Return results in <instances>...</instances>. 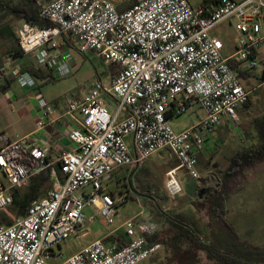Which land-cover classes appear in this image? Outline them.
I'll use <instances>...</instances> for the list:
<instances>
[{
	"label": "built area",
	"instance_id": "2783aa9c",
	"mask_svg": "<svg viewBox=\"0 0 264 264\" xmlns=\"http://www.w3.org/2000/svg\"><path fill=\"white\" fill-rule=\"evenodd\" d=\"M39 16L53 25L24 21L17 43L39 66L57 79L73 72L69 49L93 52L118 72L106 84L98 76L84 95L64 96L66 110L54 118L55 108L44 96L37 127L55 119L73 120L68 138L72 151L56 161L25 138L0 137V211L13 204L12 190L28 186L31 178L51 168L50 187L33 200L25 215L0 225V264H140L155 255L161 243L149 242L159 227L128 218L123 227L129 241L121 247L97 239L65 257L59 248L77 235L92 207L103 223H115L117 208L126 197L114 195V175L126 167L137 170L159 153L175 157L165 183L169 195L183 191L178 172L200 179L198 157L206 141L223 124L235 125L239 108L250 101L242 72L264 71V0H216L193 6L189 0H140L119 11L111 0H49L39 3ZM230 22L239 35L235 52L223 55L225 44L212 31ZM14 78L33 87L24 66L6 57L0 79ZM110 104H116L111 111ZM201 107L205 118L177 132L170 118ZM60 165L57 170L55 165ZM127 180V179H126ZM81 192V193H79Z\"/></svg>",
	"mask_w": 264,
	"mask_h": 264
},
{
	"label": "rangeland",
	"instance_id": "374dc122",
	"mask_svg": "<svg viewBox=\"0 0 264 264\" xmlns=\"http://www.w3.org/2000/svg\"><path fill=\"white\" fill-rule=\"evenodd\" d=\"M111 1L119 3L124 0ZM128 1H132L133 4L136 3V0ZM215 1L189 0L195 7L213 5ZM19 20L21 19L11 11L0 8V28L6 24H11L15 29ZM212 34L223 40L225 44L223 55L225 57L231 56L235 52L238 33L233 27L228 25L219 26L213 30ZM16 45L17 42L14 38L5 37L0 33V57L5 60L8 56L12 58L9 51ZM68 51L73 60V72L67 77L44 83L41 89L46 97H63L66 95L80 97L81 93H86L93 87L94 80L98 76L106 84L111 82L113 66L105 63L95 53H80L75 49H69ZM3 64L0 63V65ZM263 82V77L258 78L256 76L242 81L246 89L250 91V103L239 108L235 125L223 124L213 133V137L206 141L208 150L203 151L198 157L200 179L192 178L184 169L179 170L178 178L183 191L176 196L169 195L165 186L166 173L171 167H174L175 163L179 164V162L175 157H169L167 152L151 156L145 165L137 170H129L126 167L121 168L114 175L111 188L114 195L121 194L126 197V201L117 208L115 223L112 225L103 223L101 219L97 218L94 208L87 209L86 221L83 225L84 231H81L85 232V235L80 233L79 236H73L64 243L65 257L82 249L98 233L112 230L128 218H135L137 222H153L158 227H163V217L154 207L152 208L149 205L150 203L146 201L147 197L154 199L161 210L167 214L195 210L194 203L201 199L199 198L200 189L208 188V192L204 194L203 198L217 189L232 156L254 146L255 134L261 125H264ZM105 100L109 109L113 111L116 104H110L111 101L107 96ZM204 118V110L199 106H194L188 112L171 117L169 121L174 130L180 132L197 125ZM246 174L245 177H241L240 187L231 195L229 208L227 206L225 220L230 224L228 230L219 228V232H226L227 242L235 244V248L255 252L261 249L264 252V165L260 162L251 171H247ZM0 180L5 181L1 172ZM13 191L23 197L28 192V186L15 188ZM45 193L41 192L40 196L43 197ZM199 208H201V211L198 212L197 217L204 218L200 221L208 224L210 219L208 218V211H202L203 207L201 205ZM18 216L19 213L12 204L6 210L0 211V224L13 222ZM213 226L217 230L214 224ZM160 254L154 258L160 256ZM62 261L58 258H50L47 263L59 264ZM150 262V259H147L140 264H150Z\"/></svg>",
	"mask_w": 264,
	"mask_h": 264
},
{
	"label": "trees",
	"instance_id": "16d2710c",
	"mask_svg": "<svg viewBox=\"0 0 264 264\" xmlns=\"http://www.w3.org/2000/svg\"><path fill=\"white\" fill-rule=\"evenodd\" d=\"M38 7L36 0H19L16 3L13 0H0V8L11 11L23 21L44 27L53 25L49 19L39 16ZM4 27L6 29L0 33L16 40V35L10 29L9 24ZM10 54L17 57L24 52L17 45ZM231 64L239 72L240 78L247 79L251 76L249 72L240 71L235 62ZM110 65L113 66L112 75L115 76L118 72V66L116 64ZM24 70H26L25 67ZM31 72L35 76H39L40 68L33 69ZM262 77L264 78V71ZM7 81L11 82V80ZM249 103L250 101L245 105ZM257 131L253 142L254 146L232 156L227 170L222 175L219 187L203 199L197 200V204L194 203L197 213L201 211L200 205L203 207L202 211H208V218H210L208 223H212V226L214 224L217 230L214 229V226H209L210 232H203L200 220H204V218H198L193 212L167 214L161 210L154 199L146 198V201L150 203L149 205L154 207L168 224L165 230L166 235L155 234L149 238V242L151 244L161 243L168 248L171 252L169 259L173 264H263L264 252L261 249L255 252L235 248V244L227 242L226 232H219V228L228 230V225H230L225 220L228 198L240 187L241 179L247 175V171H251L258 163L264 162V125L262 124ZM178 165L175 163L173 166L177 167ZM59 167L58 164V169ZM50 172L51 168H47L34 175L30 180L25 196L19 197L15 191L13 206L17 209L19 216L25 215L33 200L42 197L40 193L46 191L48 183L50 187ZM12 223L9 222L7 225Z\"/></svg>",
	"mask_w": 264,
	"mask_h": 264
},
{
	"label": "crops",
	"instance_id": "0c3cea01",
	"mask_svg": "<svg viewBox=\"0 0 264 264\" xmlns=\"http://www.w3.org/2000/svg\"><path fill=\"white\" fill-rule=\"evenodd\" d=\"M13 1L16 3L19 0H13ZM48 1L49 0H36V3L37 4L38 2L45 3ZM138 1L140 0H136V2ZM114 4L116 5L119 11H125L128 8H130V6L133 3L132 1L124 0L122 2L114 3ZM23 22H24L23 20H19L17 22V27L15 29L11 24H9L10 29L16 35V42H17V30ZM263 24H264V12H263ZM223 25H228L233 27L230 22H224L220 26ZM5 29L6 28L3 26L0 28V31L2 30L4 31ZM237 36H238L237 37V42H238L239 35ZM237 42L235 44V50H236ZM17 45L13 46L9 51V53L12 52V49L16 48ZM260 57L264 58V49L260 51ZM12 59L16 62H19L26 68V71L29 72L34 78L35 85L33 87L22 86L16 79L13 80L12 78L0 79V137L6 136L11 141L17 138H25L28 144H38L42 146L47 151L49 160L56 161L58 156L63 151H72L74 149L73 143L68 138V133L73 128V126H75V123L73 122L72 119L61 120L60 118H58L47 124L45 127L38 128L37 121L39 120L42 111L39 105L40 96H44L51 104L54 105L55 108L54 118L60 117L66 110V103L64 101V96L46 97L41 89V86L44 83L56 80L57 78L54 76L52 70L46 67L39 66L33 56L22 54V55H18L17 57L12 56ZM5 61L6 60L4 58L0 57L1 64L5 63ZM37 68H40L39 76H35L31 72L33 69H37ZM249 73L251 74L250 77L256 76L259 78L262 77L263 71L258 70ZM7 80H11V82L9 83ZM244 80L246 79H242V81ZM84 94L85 93H81L79 96H82ZM212 137L213 135L211 136V138ZM0 147H1V142H0ZM207 150H208L207 146H205L203 151L206 152ZM262 165H264V162H262ZM55 167L58 170V163H56ZM48 188H49V183H48ZM47 189L45 192H47ZM15 193L16 192L12 190V195H14ZM19 197L21 196L19 195ZM230 199L231 196L228 198V204L230 202ZM89 208L90 207L86 208V210ZM196 211H197L196 209L195 210L191 209V211L188 212H193V214L195 213V215L198 216L199 213H197ZM124 221L120 222L119 225L112 230L109 231L106 230L104 232L98 233L97 236L91 241L87 242L85 246H87L88 244H90L91 242L97 239L104 240V242L107 245H116L118 247L123 246L129 241V238L126 235V232L123 227ZM162 224L163 227L160 226L158 232L156 233L160 236L166 235L165 230L168 227V224L164 218ZM0 225H7V224H0ZM209 226H212L211 223L206 224L204 222H201V228L203 229V232H210ZM81 231H84L83 226L80 227L78 234L74 236H79L80 233H82V235H85L84 234L85 232H81ZM152 236H149V238ZM59 249L65 253L64 243L61 245ZM159 253H161L160 256L154 258ZM170 257H171V252L168 250V248L162 245V248L155 255L149 258L151 261L150 264H173L169 259Z\"/></svg>",
	"mask_w": 264,
	"mask_h": 264
},
{
	"label": "water",
	"instance_id": "95a60500",
	"mask_svg": "<svg viewBox=\"0 0 264 264\" xmlns=\"http://www.w3.org/2000/svg\"><path fill=\"white\" fill-rule=\"evenodd\" d=\"M208 192V188H202L199 191V198H203L204 194Z\"/></svg>",
	"mask_w": 264,
	"mask_h": 264
}]
</instances>
